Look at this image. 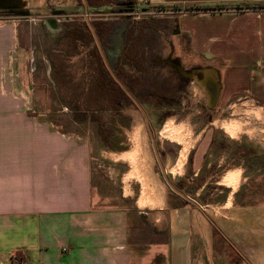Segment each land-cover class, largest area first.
Masks as SVG:
<instances>
[{
  "label": "crops",
  "instance_id": "crops-1",
  "mask_svg": "<svg viewBox=\"0 0 264 264\" xmlns=\"http://www.w3.org/2000/svg\"><path fill=\"white\" fill-rule=\"evenodd\" d=\"M149 3L225 5L221 11L174 10L178 31L187 38L190 68L216 71L221 101L239 102L235 123L223 130L228 140L214 146L212 134L207 138L204 132L183 178L200 177L203 183L194 194L212 185L210 196L217 193L218 199L191 207L174 202L160 186L139 206L141 182L123 175L121 192L109 193L92 172L90 142L59 119L78 128L70 112L21 108L19 96H30L21 85L30 90L41 78L37 88L56 100L63 87L53 56L32 45L26 53L30 70L37 72L20 75L25 51L19 18L1 17L0 264H264V0ZM245 4L262 7L236 8ZM47 22L59 25L55 19ZM131 150L101 149L99 155H112L106 158L117 166L127 163L123 155ZM142 169L152 177L145 164Z\"/></svg>",
  "mask_w": 264,
  "mask_h": 264
},
{
  "label": "rangeland",
  "instance_id": "rangeland-1",
  "mask_svg": "<svg viewBox=\"0 0 264 264\" xmlns=\"http://www.w3.org/2000/svg\"><path fill=\"white\" fill-rule=\"evenodd\" d=\"M23 1L25 7H27L26 9L30 12V16L18 17L20 22V45L24 47L25 51L22 57L23 59L19 58L20 75L24 74L26 77L29 73L31 75H35L37 72L36 70H30L29 55L31 54L26 53V49L30 50V46L32 45L33 48L36 47V50H44L49 58L51 57L50 55L53 57L57 56L55 58H57L59 65L65 71L64 79L66 85L62 84L63 88L58 90V92L61 94L60 96H57L58 100H56L55 96L43 95L44 93L41 90L43 87H41V89L37 88L38 80H41V78L36 80V83L30 86V90H28L26 86L21 85V89L23 91L24 89L27 90V93L25 92V94L30 96H19L20 106L21 108H26L28 110L32 109L35 112L43 111V107L45 110L49 108L58 109L61 107L67 110L68 113L70 112L72 115L73 112L71 108L72 106L70 105V99L71 96H79V93L73 95L72 93L74 92H72V90L70 91V86L74 83V81L81 78L80 67L82 64V59L80 60L81 55H71L70 57H67L68 59L63 58L60 55L62 54L60 51L65 49L67 40L61 39L57 41V38L60 39V36H62L61 22L66 18L73 17V15H67V17H65V12L68 13V11L72 10L76 11L77 9L75 10V4L77 0ZM137 1L140 5H142V7H140L141 9L135 8L134 5L128 2L120 1L103 14H97V16H101L102 18L110 19L113 20V22L118 23V26L116 24L112 41L109 44L110 47L113 46L111 49V54L107 60L106 54L103 52L104 57L107 64L110 66L108 62L109 59H111V62L114 60L115 53L117 52L116 48L122 44L123 27L120 23V20L124 21L131 19V17L145 16H147V18H153L154 24L157 26L158 30L155 34L153 33V41L151 44H148L147 56L148 59L153 61V72L155 74L157 72V80L167 84L165 87L167 90L164 91V88L162 91L160 89L161 86H159V90L157 91L164 92L166 94V96H161V98H163L164 101L170 105H161V107L156 110L154 109L153 104L149 105L146 103L145 106L140 104L142 109H140L134 102L133 104H130L124 109L127 118H125L123 122L124 124H128V126H121L120 131L117 132V138L119 140L117 142L114 140L113 146L121 148L123 147L125 149L131 147V149H133L136 144V140L141 141L142 150L139 152V161L143 162L144 160L146 161V159L148 162L151 161L149 165V174H151V176L158 181L161 188L167 192L174 202L176 201V203L188 204L191 207H195V205L191 202L183 200L182 198L178 199L176 197L178 195H176L169 188L163 179L162 173L160 171V164L165 175L172 181L173 185L179 188L184 195L194 200L198 205L199 202L202 203L210 200H217V193L210 196L209 192L212 185H206L204 190H202L199 195L198 193L194 194L196 191L194 188L202 185L203 183L200 181V177H198L199 180L194 179V181H186L183 178H186V172L190 169L189 166L191 164L190 161L192 156L190 152L192 151V148L196 146V144L200 145L204 141V132L207 134V138L208 134L209 137L212 134V143H214V146L224 145V141H226V139L228 140V137L225 135L223 130H225L226 125L235 123V118L238 117L235 113V104H238L239 102H237V98L234 97L230 98L229 100L221 101L218 95H216L215 101L211 102L208 89L204 84L208 83L210 87L214 85L216 87V91L218 90L217 73H215L216 71L213 72L212 70H207L206 68H190L193 64L191 60H188V56L186 54L187 38L185 35L179 33L176 23L177 13L186 12L184 7L180 8L181 10H177L178 12H176L171 10V7L169 6L151 5L149 0ZM57 11H63V13L54 14V12ZM82 11V14H78V17L89 22V18L91 16L84 12L85 9ZM6 16L16 17L7 15L5 13L0 14V18ZM48 18H54L59 25L56 27H49L47 22ZM94 43H96L95 40ZM84 55L85 54H83L82 58ZM27 67H29V69ZM33 81H35L34 78ZM35 88L37 89L35 90ZM37 91L41 92L40 94L42 96L38 95ZM63 91H66L67 93H64ZM32 92H34L36 96L32 95ZM49 99H51L50 103L48 102ZM34 101H36L35 104L37 105L34 104ZM143 101H147L145 97L143 98ZM150 101L155 103L158 102V99L153 98ZM150 101L148 102L150 103ZM106 115L104 114L103 118L105 117V119L108 120V116ZM59 119L65 121V124L68 125L67 128H70L71 130L75 129L78 132L80 131V133H82V139L90 142L91 155L95 156V159L92 161V172H94L95 176L102 178L103 182L100 183L101 185H105V189H108L107 191L109 193L117 196L122 190L121 187L126 184V182L122 183L120 178L124 176L125 180H130L135 176L130 172L128 173L129 165L131 164L128 162L120 163L119 161L116 162L118 165L114 166L112 164L113 162L107 159V156L112 155L103 153L105 159L99 155L101 149H107L101 146L103 144V136L97 132V124L95 122H79L72 118V120L77 122V125L79 126L78 128H74L72 126L75 124H72L69 121L67 122L65 117L61 116ZM167 120H172L175 125L183 124L181 136H184V140L190 143L189 151L182 171L179 172L180 170H178L175 175L170 173V170L172 164L178 156V152L181 149L182 144L176 139H165L160 137L159 131ZM156 152L158 154V158L156 156ZM100 157H102V159ZM98 161L104 162V167H97L96 162ZM187 167L189 169H186ZM183 170L185 175H179L182 174ZM134 188L136 190V185ZM208 214H213L212 216L214 217L215 213L214 211H208ZM216 237L219 239L217 234ZM216 247L218 248V245H216Z\"/></svg>",
  "mask_w": 264,
  "mask_h": 264
},
{
  "label": "trees",
  "instance_id": "trees-1",
  "mask_svg": "<svg viewBox=\"0 0 264 264\" xmlns=\"http://www.w3.org/2000/svg\"><path fill=\"white\" fill-rule=\"evenodd\" d=\"M120 1L128 2L137 9H141L140 7H142L137 0H77L75 8L77 10L65 12V14L73 15V17L66 18L61 22L62 36H60V39L67 40V45L63 51H60L62 53L60 55L65 59L71 55H81L80 60L82 59L80 67L81 78L74 81L70 86V91L72 90L75 93H72L73 95L79 93V96H71L70 99L73 112L72 118L79 122H95L97 124V132L103 136V144L101 146L111 151L125 149L123 147H114L113 145L114 140L115 142L119 140L117 132L120 131L121 126H128V124H124L123 122L127 118L124 109L133 104V100L110 74L96 43H94L93 34L87 21L79 18L78 14H82V10L86 8L84 12L91 16L89 22L108 60L113 47H110L109 44L112 41V36L118 23L97 16V14H103ZM169 7H171V10H181L180 8L184 7L185 11L193 12L221 11L225 8V5L196 4L190 6L173 5ZM248 7L261 8L262 6L245 4L236 8ZM120 23L123 27L121 49L115 53L112 62L111 59L108 61L113 74L130 92L131 96L138 103L143 104V106L146 103L149 105L153 104L156 110L161 105L169 106L170 104L161 98V96H166V94L157 91L159 90V86H161L160 89L163 91L167 84L157 80V72L156 74L153 72V61L148 59L147 56L148 44H151L153 33L155 34L158 30L154 24V19L151 17L147 18V16L131 17V19L124 21L120 20ZM83 54L85 55L82 58ZM55 57L52 59L54 71L59 76L61 83L66 85L64 79L65 71ZM165 90L167 89L165 88ZM144 97L147 101H143ZM153 98L158 99V102H151L150 100ZM104 114H107L108 120L105 117L103 118ZM262 158L264 160V154ZM176 197L178 199L181 198L179 196Z\"/></svg>",
  "mask_w": 264,
  "mask_h": 264
},
{
  "label": "bare ground",
  "instance_id": "bare-ground-1",
  "mask_svg": "<svg viewBox=\"0 0 264 264\" xmlns=\"http://www.w3.org/2000/svg\"><path fill=\"white\" fill-rule=\"evenodd\" d=\"M204 85H206V83ZM182 130H183V124L175 125L172 120H167L163 124V126L161 127V129L159 131L160 137L165 138V139H176L179 143L182 144V147L178 152V156H177L176 160L174 161V163L172 164V167L170 170L171 171L170 173H172L174 175L178 172V170H180L179 172L182 171L184 162L187 158V154L189 151V146H190V143L188 141L184 140V138H183L184 136H181ZM141 144H142L141 141L136 140V144L133 147L132 151L125 153L123 155V158L125 160H127V162H129L130 164H132L134 166V168L132 167L133 168L132 170L130 169L131 170L130 173L135 175L134 177H136L142 184L141 194H140V198H139L138 202L140 204L144 205L145 202L147 201V199H146L147 195L150 192V188H148V183L151 182L153 184V182L151 180L152 177H150L148 175V173L142 169V165H144V164L149 168L151 161L148 162L146 159V161L144 160L142 164L139 161V152L142 150ZM149 160H151V159H149ZM157 183H158V181H157ZM161 192H163V191H161ZM160 195H162V194H160Z\"/></svg>",
  "mask_w": 264,
  "mask_h": 264
},
{
  "label": "water",
  "instance_id": "water-1",
  "mask_svg": "<svg viewBox=\"0 0 264 264\" xmlns=\"http://www.w3.org/2000/svg\"><path fill=\"white\" fill-rule=\"evenodd\" d=\"M2 3H6L5 5H10V3L12 2V0H0ZM20 1V0H19ZM85 10H86V8H85ZM19 14H22V15H29L30 14V12L28 11V10H24L23 12H20ZM88 23V25H89V28H90V30H91V32H92V34H93V37H94V40H95V42H96V45H97V47H98V49H99V52H100V54H101V56L103 57V59H104V61L106 62V59H105V57H104V53H103V51H102V48H101V45H100V43H99V41H98V39H97V36H96V33H95V31H94V29H93V27H92V25L90 24V22H87ZM106 66H107V68H108V70L110 71V73H111V75H112V77L114 78V80L126 91V93L131 97V99L133 100V102L139 107V108H141V106H140V104L138 103V101L133 97V96H131V94H130V92L125 88V86L115 77V75L113 74V72H112V70H111V68H110V66L107 64V62H106ZM206 88L208 89V92H209V96H210V99H211V102H213V101H215V98H216V93H217V91H216V87L213 85L212 87H210V85L207 83L206 85ZM152 142H153V140H152ZM154 144V143H153ZM155 149V148H154ZM156 156H157V158H158V154H157V152H156ZM159 162V161H158ZM160 164V163H159ZM160 171H161V173H162V176H163V179H164V181H165V183L169 186V188L175 193V194H177L178 196H180V197H182V198H184L186 201H188V202H191L192 204H194L195 206H198V204L194 201V200H192V199H190V198H188L186 195H184L183 193H182V191H180L179 189H177L174 185H173V183H172V181L165 175V173H164V170H163V168L161 167V164H160Z\"/></svg>",
  "mask_w": 264,
  "mask_h": 264
},
{
  "label": "flooded vegetation",
  "instance_id": "flooded-vegetation-1",
  "mask_svg": "<svg viewBox=\"0 0 264 264\" xmlns=\"http://www.w3.org/2000/svg\"><path fill=\"white\" fill-rule=\"evenodd\" d=\"M6 4V3H5ZM4 3H2L0 1V14L1 13H5L7 15H12V16H16L17 18L18 17H26V16H30L29 15H22V14H19L20 12H23L24 10H27L25 7V4H24V1L23 0H12V2L10 3V5H5ZM29 11V10H28ZM62 14L63 11H57V12H54V14ZM49 22L51 24H54V19L53 18H48ZM140 104V103H139ZM141 106V105H140ZM142 109V108H140ZM152 182H153V185L151 186L150 188V192L149 194L147 195V198H149V196H154L156 195L158 192H159V184L157 183V180L154 179V178H151ZM176 187V186H175ZM177 188V187H176ZM179 189V188H177ZM180 190V189H179ZM181 191V190H180ZM177 195V194H176ZM146 198V199H147ZM138 205L139 206H143L142 204H140L138 202Z\"/></svg>",
  "mask_w": 264,
  "mask_h": 264
},
{
  "label": "built area",
  "instance_id": "built-area-1",
  "mask_svg": "<svg viewBox=\"0 0 264 264\" xmlns=\"http://www.w3.org/2000/svg\"><path fill=\"white\" fill-rule=\"evenodd\" d=\"M141 1V0H140Z\"/></svg>",
  "mask_w": 264,
  "mask_h": 264
}]
</instances>
